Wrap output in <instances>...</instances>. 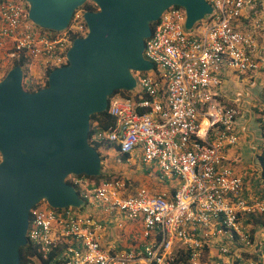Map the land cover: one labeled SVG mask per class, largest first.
I'll use <instances>...</instances> for the list:
<instances>
[{"label": "built area", "instance_id": "2783aa9c", "mask_svg": "<svg viewBox=\"0 0 264 264\" xmlns=\"http://www.w3.org/2000/svg\"><path fill=\"white\" fill-rule=\"evenodd\" d=\"M205 1L211 11L191 33L184 28L181 7L161 12L143 42L142 55L152 68L134 73L133 97L110 100L114 122L94 135L120 153H138L161 176L176 177L177 188L170 197L145 187L125 194L119 179L94 183L67 175L69 184L79 189L84 209L101 206L139 219L141 241L129 248L103 247L100 223L88 212H78L82 206L35 204L28 211L25 237L41 258L58 253L59 264H217L208 253L216 241L213 254L221 257V264H264V256L253 254L260 243L241 224L243 217L264 213V195L242 197V176L225 163V150L237 142V110L218 102L212 91L223 67L249 78L264 72V48L236 24L256 0ZM82 12L74 10L67 26L48 37L27 19L23 0H1L0 37L11 36L15 52L40 58L44 69H53L66 63L71 36L86 33ZM263 25L260 17L254 18L251 31ZM254 107L264 122V88Z\"/></svg>", "mask_w": 264, "mask_h": 264}, {"label": "water", "instance_id": "95a60500", "mask_svg": "<svg viewBox=\"0 0 264 264\" xmlns=\"http://www.w3.org/2000/svg\"><path fill=\"white\" fill-rule=\"evenodd\" d=\"M36 27L55 32L85 1L86 33L75 37L66 63L51 69L46 85L22 87L15 65L0 78V264H18L29 209L83 204L66 176H97L100 158L88 142L89 116L105 110L113 90H132L135 72L152 68L142 55L150 24L169 6L184 11V28L211 11L205 0H23ZM52 264V263H47Z\"/></svg>", "mask_w": 264, "mask_h": 264}, {"label": "crops", "instance_id": "0c3cea01", "mask_svg": "<svg viewBox=\"0 0 264 264\" xmlns=\"http://www.w3.org/2000/svg\"><path fill=\"white\" fill-rule=\"evenodd\" d=\"M257 17L264 21V0H256L253 10L245 9L242 11L236 24L241 32L249 33L254 38V43L263 49L264 25L260 30L256 31H251L250 28L251 22ZM262 52L264 54V51ZM15 54L12 47V37H0V78L12 67ZM28 70L34 82L42 85L45 69L41 59L31 58ZM219 78V85L212 89L215 98L222 104L233 105L237 110L234 121L237 142L234 146L225 150V163L242 176V197L246 199L260 198L264 195V179L260 177L261 168L257 160V154L264 148V127L261 126V129L260 124L257 122L259 116L254 106L262 95L264 72L260 69L254 73L252 78H249L243 73H237L223 67L219 72ZM200 126H202V123ZM111 148L114 150L113 158H116L117 152L113 147ZM104 155L108 156L106 153ZM132 157H138L137 160H140L138 153H135L122 164L134 166L136 161L131 159ZM130 166L124 168L122 172L124 177L122 178L127 180L130 178L136 188L145 187L150 192L170 197L179 184L175 180L176 177L168 176L163 178L154 167L151 169L145 168L143 164L141 167L136 165L135 168H130ZM248 166H250L249 169ZM134 174H138V176L135 177ZM125 187V194H130L136 189H129L127 185ZM86 210L100 223L98 235L99 242L103 247L119 249L139 245L141 241L139 219H126L117 210L103 209L101 206L90 207ZM259 215L263 216L264 213ZM248 219L250 218L243 217L241 224L247 231L253 229L252 237L254 242L255 244L258 242L261 245L259 250H256L257 252L253 254L254 256L259 255V258H261L260 254L262 257L264 256V224L258 222V224L252 225L248 222ZM216 245V241L211 242V248L208 253L212 254L217 264H221L223 262L221 257L214 255L215 253L213 254ZM247 250H250V248H247Z\"/></svg>", "mask_w": 264, "mask_h": 264}, {"label": "trees", "instance_id": "16d2710c", "mask_svg": "<svg viewBox=\"0 0 264 264\" xmlns=\"http://www.w3.org/2000/svg\"><path fill=\"white\" fill-rule=\"evenodd\" d=\"M175 6V5H173ZM96 10V6L91 2V1H85L82 5H80L78 8H76L75 10ZM24 12L26 15V3L24 2ZM154 21L151 22L150 26H153ZM198 24V21L195 23V25ZM36 30L43 34L46 35L48 37H53L57 34H59V32H55V31H51V30H46V29H41L36 27ZM76 34H73L71 36V38H75ZM15 52V51H14ZM15 56L14 59L12 61V66L18 65L20 66L21 70H22V87L25 90H29V91H33L36 90L40 87H43L46 85V76L48 74V72L51 70L49 68L44 70V74H43V84L39 85L36 84L34 82V80L32 79L31 75H29V63H30V57L28 55H26L24 52H15ZM113 97H117V98H129V97H133V91L132 90H122V89H117V90H113L111 95H109L108 97V103L107 106L105 108L104 111L102 112H95L92 113L89 116V129H88V142L90 145H92L96 151L99 154V158H100V173L97 176H87V175H77V176H83L86 177L88 179L93 180L94 183H97L99 180H110V179H114V178H109L111 176V173H105V171H103V166H102V161H103V157L105 156L104 154L101 153V150L106 149L108 147H113L115 149V151L117 152V160L124 162L130 157V154L128 153H120L118 151L117 146L106 142L105 140H95L94 139V135L96 134V132L98 131H103L105 130L107 127L111 126L114 122L113 117L108 113V104L110 102V100ZM258 121L260 120L259 118L257 119ZM263 126L264 127V123H260V127ZM262 129V127H261ZM257 160L259 161V165H260V177L262 179H264V148L257 154ZM116 178V177H115ZM118 179V178H117ZM127 179H123V183L126 185L127 183ZM66 182L71 183L68 179V177L66 176ZM134 184V182H133ZM76 192L78 193V195H80L79 189L74 187ZM35 206H39V207H48L49 206L43 201H39L36 203ZM84 206L80 207V209H82ZM58 210V209H55ZM250 219H248V222H250L252 225L254 224H258V222H261L264 224V215H252L249 217ZM250 237L253 239L252 237V232L253 229L248 230ZM58 256V253L53 254L51 253L46 259L41 258L40 253L38 248L33 245L29 240L26 241L25 245L21 246L19 248V262L18 264H47V263H52V264H59V261L56 260V257Z\"/></svg>", "mask_w": 264, "mask_h": 264}, {"label": "rangeland", "instance_id": "374dc122", "mask_svg": "<svg viewBox=\"0 0 264 264\" xmlns=\"http://www.w3.org/2000/svg\"><path fill=\"white\" fill-rule=\"evenodd\" d=\"M198 28V25H194V26H192L191 27V29L188 31V32H193V31H195V29H197ZM135 89V88H134ZM259 119H261L260 117H259ZM259 124L260 123H264V122H262V121H257ZM101 153L102 154H104V153H106L109 157H111V158H109L108 156L106 157V156H104L103 157V161H102V166H103V171H105V173H111V176L109 177V178H114V179H119V180H121L122 182H123V179L124 178H122V177H124L123 176V174L124 173H122L123 172V170H124V168L125 167H129V166H125L124 164H122V162L121 161H118L117 160V158H113V154H114V150L111 148V147H108V148H106V149H103V150H101ZM137 158L138 157H132L131 159H134L135 161H136V164L133 166V165H131L130 166V168H135L136 167V165L138 166V167H141L142 166V164L143 163H141L140 162V160H137ZM121 166V167H120ZM143 166L145 167V168H149V169H151V168H155V170H157L156 169V167L154 166V164L153 163H151V164H149V163H145V164H143ZM250 168V166H248V169ZM117 169V171H115ZM126 171V170H125ZM135 175V177L136 176H138V174H134ZM116 177V178H115ZM129 178V177H128ZM163 178H165L164 176H163ZM175 180H177V182L179 183V180L176 178ZM138 181V180H137ZM165 181H168V180H165ZM126 185H127V187L129 188V189H135L136 187H134L135 185L133 184V181L129 178L128 179V181H127V183H126ZM84 211H86L87 212V210L86 209H84V208H82V209H80L78 212H80V213H84ZM249 232V231H248ZM138 235H139V233H138Z\"/></svg>", "mask_w": 264, "mask_h": 264}]
</instances>
